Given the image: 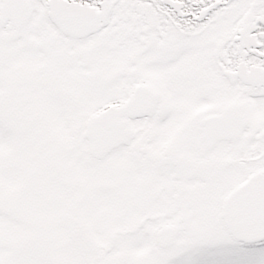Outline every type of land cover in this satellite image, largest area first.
Here are the masks:
<instances>
[{"label": "snow or ice", "instance_id": "snow-or-ice-1", "mask_svg": "<svg viewBox=\"0 0 264 264\" xmlns=\"http://www.w3.org/2000/svg\"><path fill=\"white\" fill-rule=\"evenodd\" d=\"M0 264H264V0H0Z\"/></svg>", "mask_w": 264, "mask_h": 264}]
</instances>
